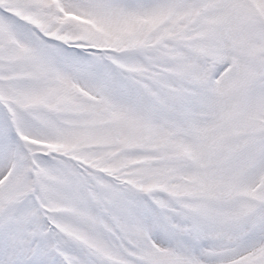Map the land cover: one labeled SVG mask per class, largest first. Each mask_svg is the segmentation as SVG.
I'll list each match as a JSON object with an SVG mask.
<instances>
[{"label":"snow or ice","instance_id":"1","mask_svg":"<svg viewBox=\"0 0 264 264\" xmlns=\"http://www.w3.org/2000/svg\"><path fill=\"white\" fill-rule=\"evenodd\" d=\"M0 264H264V0H0Z\"/></svg>","mask_w":264,"mask_h":264}]
</instances>
